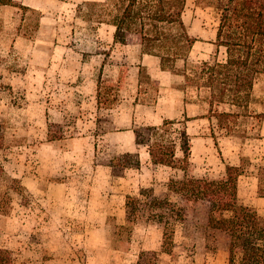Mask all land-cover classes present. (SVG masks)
Listing matches in <instances>:
<instances>
[{"label": "rangeland", "instance_id": "obj_1", "mask_svg": "<svg viewBox=\"0 0 264 264\" xmlns=\"http://www.w3.org/2000/svg\"><path fill=\"white\" fill-rule=\"evenodd\" d=\"M1 1L0 131L4 140L0 148V244L13 252L19 264H228L222 242L214 249L197 220L176 225L171 253L163 249L161 225L139 220L132 229L126 228L129 195L138 196L142 188H152L157 196L176 201L169 182L182 178L184 172L151 165H144L141 171L125 167L134 158L124 157L127 153L114 144L115 140H128L121 134L124 123L119 122L118 129L105 136L111 127L109 108L119 100L121 83L104 78L100 66H81L84 76L94 70L100 99L98 104L90 101L79 106L86 97L74 87L83 74L79 80L70 78L79 62L72 58L63 67L61 57L53 52L63 27L43 25L42 13L20 0L15 5ZM123 4L124 0H88L79 5L72 32L66 27L73 48L85 51L78 60L86 62L89 55L101 51L99 23L113 20ZM184 20L200 42L187 60L176 61V69L192 74L194 66L203 61L227 59V49L215 43L220 14L208 1L188 0ZM136 40L141 41L139 36ZM144 75L142 90H151L145 98L154 99L157 85L147 82ZM203 92L210 102L211 91ZM263 99L264 76L258 75L250 111L259 112ZM214 110L241 111L230 104H215ZM188 125L194 152L189 174L215 179L226 175L222 156L218 162L216 157L203 158L207 148L216 152L215 135L227 164L245 169L239 181L240 202L264 216V196L259 193L264 188V121L236 117L216 131L205 120L194 119ZM51 131L57 139H51ZM227 134L231 135L228 139ZM178 155H183L180 150Z\"/></svg>", "mask_w": 264, "mask_h": 264}, {"label": "trees", "instance_id": "obj_2", "mask_svg": "<svg viewBox=\"0 0 264 264\" xmlns=\"http://www.w3.org/2000/svg\"><path fill=\"white\" fill-rule=\"evenodd\" d=\"M187 1L124 0L121 12L114 15L113 20L101 22L116 27V42L129 44L139 36L145 52L161 58L163 69L180 72L189 85L209 89V117H216L220 128L225 129V122L236 117L263 122L264 111L253 113L250 104L257 76H264V0H206L220 14L215 43L227 49V59L203 61L194 66L192 74L175 66L177 60L189 58L198 40L190 34L184 20ZM1 2L15 5V0ZM156 47L160 51H156ZM215 104H230L241 111H215ZM190 120L188 117L166 119L161 125L134 128L137 143L147 147L154 165L181 169L184 176L169 182V191L178 197L176 201L169 196H157L152 188H142L138 196L129 195L126 199L129 226L126 228L132 229L131 225L139 220L161 225L163 249L171 253L176 225L197 220V223L202 222L214 249L222 242L228 264H264V216L239 199V181L245 169L242 165L228 164L226 175L219 179L189 174L193 150ZM50 136L52 140L57 139L52 131ZM213 138L219 147L215 135ZM3 140L4 134L0 131V148ZM179 150L182 157L178 156ZM124 157L134 158L122 163L125 167H141L138 153H127ZM259 193L264 196L262 186ZM0 264H19L13 252L1 244Z\"/></svg>", "mask_w": 264, "mask_h": 264}, {"label": "crops", "instance_id": "obj_3", "mask_svg": "<svg viewBox=\"0 0 264 264\" xmlns=\"http://www.w3.org/2000/svg\"><path fill=\"white\" fill-rule=\"evenodd\" d=\"M25 5L38 10L42 13V24H55L63 27V31L58 32V43L54 49V54L61 57L60 63L63 67H68L69 60L77 58L79 64L73 70V80H79L81 75L83 79L74 87L75 90L84 94V98L79 106L85 105L91 101V104L99 103L100 87L99 81L95 79L94 70L88 71L84 76L81 66L91 65L93 69L98 68L102 70L104 78H111L116 82L121 83L117 104L109 108L111 119L108 124L111 127L105 136H110L112 131L118 129L116 125L119 122L124 123V131L121 134L127 136V141L115 140V147L121 153H138L141 158V168H136L141 171L149 165L154 168H172L166 165H154L147 147L139 145L136 141L134 128L138 126L147 125H161L166 119L181 120L186 117L192 120H205L210 123V130L222 129L219 127L216 117H209L211 105L208 97L202 88H198L187 83L186 77L180 72H173L165 70L162 67L161 58L157 55L145 52L144 45L141 41H134L129 44L116 42L115 33L116 27L107 22H100L98 28L97 39L101 43V51L89 55L86 62L78 60L79 57H84L85 51H78L73 48L71 43L73 23L72 21L78 17V10L80 4L88 0H20ZM72 12V13H71ZM71 14V15H70ZM66 27H70V32L66 34ZM194 47L200 42L197 38ZM214 45V43H210ZM113 47V50L111 48ZM107 48V49H106ZM103 50H109L103 51ZM79 66V69H78ZM75 73V74H74ZM145 75H144V74ZM143 75L146 76L147 82H153L157 85V92L154 99L145 98L151 92L146 87L143 88ZM85 78V79H84ZM74 82V81H73ZM264 111L263 101L261 102V110ZM189 121V122H190ZM190 132V130H189ZM114 134V133H113ZM116 134V132H115ZM119 134V133H118ZM226 139L231 135L227 134ZM207 137V142L210 141ZM214 145L216 152L211 148L204 151V160H211L216 157V161L220 159L224 164L226 170L227 158L223 157L225 153H221L216 145L214 138ZM221 141L218 140L219 145ZM179 156V155H178ZM194 152L192 150V159ZM128 169V168H127ZM132 169V168H131ZM175 169V168H172ZM212 170V169H210Z\"/></svg>", "mask_w": 264, "mask_h": 264}]
</instances>
